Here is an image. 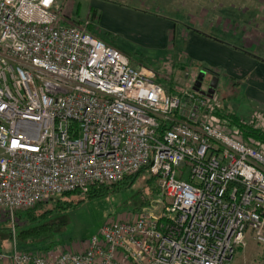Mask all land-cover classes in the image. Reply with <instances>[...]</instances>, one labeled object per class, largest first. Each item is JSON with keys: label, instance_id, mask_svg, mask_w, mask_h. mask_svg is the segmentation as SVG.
<instances>
[{"label": "built area", "instance_id": "1", "mask_svg": "<svg viewBox=\"0 0 264 264\" xmlns=\"http://www.w3.org/2000/svg\"><path fill=\"white\" fill-rule=\"evenodd\" d=\"M69 22L56 0H0V212L15 213L149 166L160 194L83 250L0 252V264H232L264 246V151Z\"/></svg>", "mask_w": 264, "mask_h": 264}, {"label": "rangeland", "instance_id": "2", "mask_svg": "<svg viewBox=\"0 0 264 264\" xmlns=\"http://www.w3.org/2000/svg\"><path fill=\"white\" fill-rule=\"evenodd\" d=\"M108 3L133 6L153 16H161L164 20L162 22L169 21L174 25L173 45L171 40L170 47L163 53L158 22L152 24L151 21L140 20L139 24L135 19L127 17L117 24L120 33H115L112 37L118 42L119 51L129 49L127 56L131 58L129 59L133 67L153 72L156 81L175 94L186 93L194 87H199L201 93L213 96L212 105L224 106L241 119L254 123L257 129L264 132V89L255 86L251 76L243 80L229 72H220L217 76V88L214 90L211 88L213 73L191 65L183 56L189 27L204 31L215 25L217 28L215 27L213 35L227 39L241 49L264 59V32L257 24H264L257 18L262 0H56L58 10L65 17H77L83 22L78 25L86 31L93 10L102 17L100 26L105 27L107 22L115 25L113 20L117 17L110 11ZM98 20L99 18L94 24L99 26ZM202 72L206 75L201 81L199 78ZM257 94L259 96H256ZM242 139L245 143L264 151V144L251 138L248 141ZM147 180L148 175L141 176L129 187H121L102 198L85 200L67 212L53 217L51 221L58 223L57 233L53 237L58 245L49 251L60 252L67 248L83 250L84 243L96 236L108 221H117L153 205L158 197L152 196ZM157 186L159 188L158 180ZM143 201L147 202L144 206ZM3 216L0 214L1 223L6 221ZM10 225V239L4 243V249L17 247L21 250L17 222ZM6 234L8 236V232H5V237ZM231 263L264 264V246L247 237L245 244L236 249Z\"/></svg>", "mask_w": 264, "mask_h": 264}, {"label": "trees", "instance_id": "3", "mask_svg": "<svg viewBox=\"0 0 264 264\" xmlns=\"http://www.w3.org/2000/svg\"><path fill=\"white\" fill-rule=\"evenodd\" d=\"M116 5L139 10L138 8L129 5H122L119 3H117ZM99 17H100L99 13L93 10L90 15L91 22L90 25H88V32L91 33L96 38L98 37L95 35V32H98V29H97V25H95L94 22H96L97 18ZM67 19L69 20L70 23L75 25L78 24L81 25L83 23L77 17H69V18L67 17ZM103 41L107 45L112 46L111 44L107 43L105 40ZM172 45H173V40H172ZM255 58L264 64V59L258 57ZM190 64L193 65L192 63ZM203 69L207 71H212L207 68H203ZM213 73H214L213 75L218 76L217 73L215 72ZM214 114L220 117L221 119L226 120L231 127L237 128L240 131L242 138H244L246 141L250 140L251 138L255 141H258L261 144H264V132L262 130L257 129L254 123H249L241 119L232 111H228L224 106L222 107L216 106L214 110ZM144 175H148L147 181L148 183H150L152 196L156 195L158 197V195L160 194V189L157 186V177L151 173L150 167L147 166L138 173L125 178L122 182L118 184L112 186L93 185L86 194H82L79 191L69 192L61 196H58L56 198H53L47 202H41L27 210H19L15 213L14 221L10 218L8 213L0 212V214L4 215L3 217L6 219L4 223L0 222V252L10 251L4 249L5 248L4 243L7 241V239L8 240L10 239V233H11L10 224L15 222H17V236L21 250L32 253L48 252L50 249L58 245L57 244L58 242H56L53 239V237L57 233V227H58V223L51 221L53 217L67 212L68 210L76 207L85 200L102 198L107 196L110 192L120 189L121 187H129L135 181H137L141 176ZM146 203L147 202L143 201L142 206H144ZM20 221L21 224L19 225ZM5 232H8V236L6 234V237H5Z\"/></svg>", "mask_w": 264, "mask_h": 264}, {"label": "crops", "instance_id": "4", "mask_svg": "<svg viewBox=\"0 0 264 264\" xmlns=\"http://www.w3.org/2000/svg\"><path fill=\"white\" fill-rule=\"evenodd\" d=\"M108 5H110V11H112V13L117 17L115 18L116 20H113L115 25H112L113 23L111 24L110 22H107L105 27L103 25L100 26L102 17H99V26L97 25L98 32H95V35L98 38L105 40L107 43L111 44L112 47L117 49L118 42L114 39V37H112V35H114L115 33H120L117 24L125 20L124 18L129 17L135 19V21L138 23L140 20L143 22L151 21L150 23L152 24L158 22L159 24L157 25L161 29L160 33L162 38L161 52L164 53V51L168 50V48L170 47V42L172 39H174L175 36V34H173L174 25L172 22H162L164 20H162L161 16H153L144 12V10H135L132 8L109 3ZM257 18L264 23V0H262L260 9H258ZM150 19L155 22H152V20ZM257 24L259 29L264 32V24ZM215 27V25L209 26V31H207L208 29L202 31L189 27L188 32H185L187 37L183 48V56L185 61L192 63L196 67L198 66L212 70L210 72H215L218 75L220 74V72H229L230 74L243 78V80L245 77L251 76L254 85L257 87H262L263 90L264 83L262 82H264V64L255 58L261 57L256 54H252L249 51L241 49L237 44L227 39H224L218 35H213V31H216ZM182 33L180 35H182ZM129 37L133 38L131 35H129ZM119 44L125 46L122 42H119ZM128 51L123 50L121 52L127 55ZM256 96H259V94H257Z\"/></svg>", "mask_w": 264, "mask_h": 264}, {"label": "water", "instance_id": "5", "mask_svg": "<svg viewBox=\"0 0 264 264\" xmlns=\"http://www.w3.org/2000/svg\"><path fill=\"white\" fill-rule=\"evenodd\" d=\"M205 75H206V73L202 72L201 77L199 79L202 81L203 78L205 77ZM212 79L213 80H212V83H211V88L215 90L217 88V84H218L219 78L217 76H214ZM194 90L201 93V90H200L199 87H194Z\"/></svg>", "mask_w": 264, "mask_h": 264}, {"label": "flooded vegetation", "instance_id": "6", "mask_svg": "<svg viewBox=\"0 0 264 264\" xmlns=\"http://www.w3.org/2000/svg\"><path fill=\"white\" fill-rule=\"evenodd\" d=\"M214 76H217V75H214Z\"/></svg>", "mask_w": 264, "mask_h": 264}]
</instances>
